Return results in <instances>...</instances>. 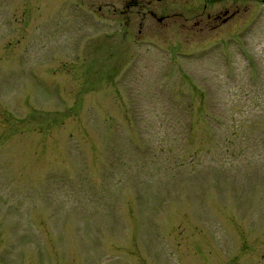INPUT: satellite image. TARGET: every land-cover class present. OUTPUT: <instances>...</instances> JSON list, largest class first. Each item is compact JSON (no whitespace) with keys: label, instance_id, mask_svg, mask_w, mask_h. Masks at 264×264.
<instances>
[{"label":"rangeland","instance_id":"374dc122","mask_svg":"<svg viewBox=\"0 0 264 264\" xmlns=\"http://www.w3.org/2000/svg\"><path fill=\"white\" fill-rule=\"evenodd\" d=\"M204 3L0 0V264H264V1Z\"/></svg>","mask_w":264,"mask_h":264},{"label":"flooded vegetation","instance_id":"af4514ba","mask_svg":"<svg viewBox=\"0 0 264 264\" xmlns=\"http://www.w3.org/2000/svg\"><path fill=\"white\" fill-rule=\"evenodd\" d=\"M208 1L222 3L226 0H205L202 9L199 11L198 16H204L205 18H213L215 21L217 19H220V21H224L227 18L233 17L235 14L240 12L239 10H242V12L248 11L249 13L251 12L253 14L255 9L254 2H256V0H241V4L240 0H231L229 3L222 4L217 9L210 10L206 4V2ZM160 2H162V0H122L123 6L122 9L119 11L122 14L124 13L126 18H128L130 15H134L140 19L146 17L155 18L157 19V21L175 15V13H171V5L158 6L157 4ZM250 8L251 10L249 11ZM112 10L114 11L115 9ZM140 25L141 23H139V26Z\"/></svg>","mask_w":264,"mask_h":264},{"label":"trees","instance_id":"16d2710c","mask_svg":"<svg viewBox=\"0 0 264 264\" xmlns=\"http://www.w3.org/2000/svg\"><path fill=\"white\" fill-rule=\"evenodd\" d=\"M181 97L185 98L186 95H182ZM188 101L186 102V105L188 107L192 105L191 100L189 99V97L187 96ZM178 103H182V102H178ZM188 109V108H187ZM192 112V111H191ZM183 116L179 115L176 113L175 118L177 119V122H180L181 125V129H180V136H178V134H173L171 139L175 141L177 146H181L182 148H184V153H177L174 155V165L176 166L175 168H182L185 166V164H188L190 160H192L193 156H196L198 154V151L200 150V148H195L192 151H190V153L188 152V149H190L188 147V142L190 140L191 137V131H192V117H191V113L185 109V111H183ZM186 114H190L188 118ZM203 115L205 117H207V121L208 119H214L216 121V117L214 115V113H210V112H203ZM191 143H189L190 145ZM184 169V168H182Z\"/></svg>","mask_w":264,"mask_h":264}]
</instances>
